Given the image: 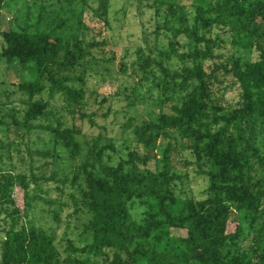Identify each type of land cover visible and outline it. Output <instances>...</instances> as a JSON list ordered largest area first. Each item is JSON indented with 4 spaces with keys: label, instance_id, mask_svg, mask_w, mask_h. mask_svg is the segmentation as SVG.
I'll use <instances>...</instances> for the list:
<instances>
[{
    "label": "trees",
    "instance_id": "obj_1",
    "mask_svg": "<svg viewBox=\"0 0 264 264\" xmlns=\"http://www.w3.org/2000/svg\"><path fill=\"white\" fill-rule=\"evenodd\" d=\"M25 1L40 5L36 25L20 24L15 16L11 26L2 29L1 15L9 0H0V35L5 42L1 55L24 74L16 90L5 94L27 96L21 118L4 110L0 101V134L7 137L5 141L0 136L1 195H10L14 185L24 190L23 215L13 206L11 222L2 228L0 264H264V155L244 124L254 116L264 117V0H191L188 5L182 0H154L157 15L162 13L156 30L170 34V54L159 48L155 56L139 48L132 73L140 82L152 81L159 93L160 113L156 120L133 127L129 123L133 138L118 141L99 132L87 143L85 153L77 138L80 129L55 117L49 100L34 96L61 95L67 108L94 124L84 112V89L68 83L84 82L88 57L103 43L87 37L83 15L88 10L106 15L108 0H98L95 9L90 0ZM49 1L77 19V32L69 39L54 31L64 20L53 30L39 27L43 12L52 6ZM213 27L229 39L232 51L224 59L213 51L215 41L208 35ZM182 36L188 41L179 53ZM217 39L222 41L219 35ZM173 54L193 65L184 66L182 72L169 70L162 58L170 60ZM205 60L213 61L210 72L202 63ZM120 68L127 72L125 62ZM220 71L238 85L235 102L222 104L215 97L214 81ZM52 116L55 124L37 121ZM10 125L17 140L8 137ZM36 128L52 133L71 159L83 156L70 180L58 178L56 169L49 177L39 176L42 181H70L76 188L77 194H71L74 211L89 214L81 239H58L52 229L30 219L20 221L34 207L37 198L31 185L38 177L32 162L29 173L13 163L11 154L18 148L12 145L24 143L20 130L24 137ZM161 137L169 140L157 158ZM182 150L194 156L185 164L194 163L197 173L208 177L203 198L177 192L181 176L172 167ZM7 201L14 204L11 198L0 204ZM135 207L143 209L138 221L131 219ZM52 214L58 222V211L53 209ZM172 227L185 228L187 235H171ZM246 233L252 234L248 247L240 244Z\"/></svg>",
    "mask_w": 264,
    "mask_h": 264
},
{
    "label": "rangeland",
    "instance_id": "obj_2",
    "mask_svg": "<svg viewBox=\"0 0 264 264\" xmlns=\"http://www.w3.org/2000/svg\"><path fill=\"white\" fill-rule=\"evenodd\" d=\"M49 2L52 3V6H48L43 12L39 27L53 30V27L64 20L62 26L55 28L54 31L56 34L69 39L77 32V19L72 17L71 12H67L65 7L57 2ZM182 2L188 5L191 0H182ZM108 3L106 15H103L102 10L97 11L102 13V16L91 12V10L84 13L83 25L87 37L103 43L93 48L92 55L88 57L84 82L73 80L68 83L70 86L84 89L86 100L84 112L92 117L94 124L91 125L86 118L80 119L76 112L67 108L65 98L61 95L55 94L53 97H49L46 92H43L34 96V98L49 100L55 111V117L60 116L67 125L75 124L80 129L81 133L77 135V138L84 146V153L87 150V143L99 132H105L109 137L118 139V141L133 138L132 127L140 124L143 120H156L162 107L159 103L157 89L151 86L152 81L140 82L138 74L132 73V64L138 56L139 48L155 56L158 55L159 48L170 54L168 48V36L170 34L165 32L163 28H160L159 31L156 30L159 22H162V13L157 15L154 0H108ZM90 5L95 9L99 7L100 3L98 0H90ZM39 9L40 5L34 4L32 1L9 0L1 15L2 29H8L15 16L20 24L36 25ZM52 19L53 21H51ZM208 35L215 41L213 51L216 56L224 59L230 54L232 48L226 33L213 27ZM218 35L222 41L217 39ZM187 41V37H179L176 48L179 53L185 50L183 45ZM4 46L5 42L0 35L1 107L10 114L21 118L27 96L19 92L8 95L5 93L16 90L17 84L23 80L24 74L15 63H10L5 57H2ZM172 57L170 60L162 58V62L165 67L173 72H182L184 66L193 65V62L182 61L177 55L173 54ZM218 61L220 58H216V62ZM122 62H125L128 68L127 72L120 68ZM212 62V60L202 62L208 72L212 70ZM133 69L135 70L137 67ZM191 83V81L186 82V88H190ZM214 91L215 97L222 104L235 102L238 99V85L233 83L230 75L224 74L222 71L217 72ZM55 117H47L42 121H37L55 124ZM248 120L244 122L247 126V133H251L256 148L261 155H264V117L254 116L250 121ZM129 123L132 127L128 125ZM0 136L5 141L7 140L5 135L0 134ZM8 137L17 138L11 125ZM20 138L24 139V143L18 146L13 143L12 146L18 149L12 151L11 159L15 165H22L21 168L27 173L30 172V162H32L33 171L38 177L37 182L31 185L32 194L35 195L34 198H37L34 201V207L29 211L27 218H20V221L27 223V219H30L39 226L52 229L58 239L61 237L81 239L80 233L89 214L84 211H74L76 207L73 205L71 194H77L76 188L70 185V181L65 184L54 180L42 181L39 176L49 177L52 175V170L56 169L58 178L67 177L70 180L74 170H77L78 165L81 164L83 156L71 159L55 143L54 135L40 128L31 129L24 137L20 130ZM168 140L169 137H161L157 140V158L161 157L160 150ZM55 154L58 155L57 158L54 157ZM22 158L23 164L26 165L21 164ZM185 160L188 162L194 160L190 150H182L178 159L173 162L172 168L181 176L177 192L183 196L203 198L206 195L208 177L198 174L196 165L194 163L185 164ZM7 164L8 161L2 166ZM39 197L40 199H38ZM7 198L13 199L14 204L8 201L0 204V241L4 236L2 228L7 227L11 222L9 214L12 212L13 206L21 210L23 215L24 190L18 185H14L10 195L2 196L0 191V202L6 201ZM46 200L51 203H47ZM3 207H7L6 210H1ZM53 209L58 211V222L53 219ZM142 211L143 209L138 207L133 208L131 219L138 221ZM4 218L7 219V222L4 221ZM170 233L173 236H186L187 230L183 227H172ZM251 235L246 233L240 244L244 247L251 246Z\"/></svg>",
    "mask_w": 264,
    "mask_h": 264
}]
</instances>
